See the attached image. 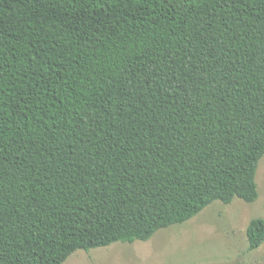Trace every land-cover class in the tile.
<instances>
[{
  "label": "trees",
  "instance_id": "obj_1",
  "mask_svg": "<svg viewBox=\"0 0 264 264\" xmlns=\"http://www.w3.org/2000/svg\"><path fill=\"white\" fill-rule=\"evenodd\" d=\"M263 156L264 0H0V264L253 202Z\"/></svg>",
  "mask_w": 264,
  "mask_h": 264
},
{
  "label": "rangeland",
  "instance_id": "obj_2",
  "mask_svg": "<svg viewBox=\"0 0 264 264\" xmlns=\"http://www.w3.org/2000/svg\"><path fill=\"white\" fill-rule=\"evenodd\" d=\"M259 195L253 202L214 201L188 221L163 228L147 241L116 242L74 252L63 264H264V243L251 249L247 229L264 218V156L257 170Z\"/></svg>",
  "mask_w": 264,
  "mask_h": 264
}]
</instances>
